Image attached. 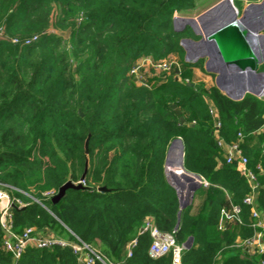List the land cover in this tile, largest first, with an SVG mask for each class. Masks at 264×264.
Listing matches in <instances>:
<instances>
[{
	"label": "trees",
	"instance_id": "obj_1",
	"mask_svg": "<svg viewBox=\"0 0 264 264\" xmlns=\"http://www.w3.org/2000/svg\"><path fill=\"white\" fill-rule=\"evenodd\" d=\"M259 1L235 4L242 12L244 2ZM196 6V0H0V187L28 202L13 210L15 232L60 227L73 238L68 228L111 264H173L170 254L149 256L152 237L141 228L150 221L175 231L180 244L193 237L182 264H260L236 241L254 234L252 205L244 199L254 194L264 211V97L248 92L235 100L196 82L202 60L186 61L181 41L199 36L174 24L178 13ZM174 53L180 63L169 76L150 81L131 73L141 58L161 63ZM239 133L256 188L226 163L219 144L238 141ZM179 137L186 170L208 182L184 209L164 171ZM86 164L82 187L56 202L45 199V191L56 194L68 180L78 181ZM231 204L241 208L242 223L218 228L222 208ZM4 237L0 225V264H79L61 246L29 247L14 260Z\"/></svg>",
	"mask_w": 264,
	"mask_h": 264
},
{
	"label": "water",
	"instance_id": "obj_2",
	"mask_svg": "<svg viewBox=\"0 0 264 264\" xmlns=\"http://www.w3.org/2000/svg\"><path fill=\"white\" fill-rule=\"evenodd\" d=\"M199 19L204 32L196 27ZM175 29L180 31L190 26L199 39L185 38L181 44L186 50L185 59L194 62L199 58L208 57L206 68L217 73L216 84L228 96L240 100L246 93L264 96V0L249 3L240 16L236 15L235 8L228 0H222L198 17H175ZM180 24V26H178ZM205 46L210 50L204 51ZM179 74V69H176ZM178 78V76L176 77ZM176 115L181 124L185 123L182 111L173 104ZM89 138L85 143V151L88 149ZM88 164V162H87ZM85 172L81 179H84ZM166 171L172 184L179 190L180 206L184 209L190 204L194 192L202 185V176L186 170L184 166V144L179 137L174 139L166 154ZM241 169V168H240ZM82 183L76 184L72 180L65 182L53 196V202L58 201L69 188H80ZM105 186L99 190H106ZM180 219L178 220L177 227ZM142 229V228H141ZM193 237L186 242V248L191 247Z\"/></svg>",
	"mask_w": 264,
	"mask_h": 264
},
{
	"label": "built area",
	"instance_id": "obj_3",
	"mask_svg": "<svg viewBox=\"0 0 264 264\" xmlns=\"http://www.w3.org/2000/svg\"><path fill=\"white\" fill-rule=\"evenodd\" d=\"M233 6V4H232ZM234 7V6H233ZM235 8V7H234ZM236 10V8H235ZM237 11V10H236ZM38 38L37 35L25 40V43H31ZM17 39H14L16 42ZM162 63V62H161ZM159 63V65L161 64ZM164 69H169L167 63H163ZM138 76L136 69L131 70ZM213 111V108H211ZM216 127H220V122L216 123ZM243 135L239 133V140L230 144H226L220 140L219 144L223 147L225 152V161L229 165L236 164L240 174L248 177L253 187L258 186L257 176L247 166L248 158L244 155L240 145ZM241 168V169H240ZM257 168L263 171V167L258 164ZM202 184L208 185L205 179H202ZM55 195L53 190L44 192L45 199H49ZM39 202L44 208L48 209L47 205L41 200L33 198ZM255 195L251 194L244 199L246 204L252 205L253 222L251 226L254 229L252 237L245 239L237 246H244L246 249L252 248L258 254H264V219L262 213L254 205ZM28 204L21 198L15 196L11 191L0 187V225L4 232L3 246L4 250L11 253L14 260L22 257L24 252L29 247L34 248H49L53 246L68 247L77 256L79 264H111L106 261L101 255L94 251L88 244L79 239L75 234L67 228L71 237H62L50 229H42L36 231L34 227H27L22 232H15L13 229V210L14 208H21ZM241 208L238 205L231 204L229 207H224L221 210L218 228H223L226 222L242 223L240 219ZM149 231L152 242L150 244L148 254L152 258H158L167 254L172 256L173 264H182L183 252L187 249L185 244L177 242L175 231L167 232L159 229L150 221H146L141 229V232ZM138 239H132L126 247L125 255L130 257L133 255V249L137 245ZM264 264V257L260 260Z\"/></svg>",
	"mask_w": 264,
	"mask_h": 264
},
{
	"label": "rangeland",
	"instance_id": "obj_4",
	"mask_svg": "<svg viewBox=\"0 0 264 264\" xmlns=\"http://www.w3.org/2000/svg\"><path fill=\"white\" fill-rule=\"evenodd\" d=\"M221 1L222 0H196V5L197 6H196L195 9H191V10H189L187 12H184V13H178L176 16L177 17L182 16V17H195L196 18V17H198L199 15L203 14L204 12H206L207 10H209L210 8H212L213 6H215L216 4H218ZM230 1L233 4V6L236 8L237 15L240 16V14L242 12L240 10L239 5L237 6L235 4V0H230ZM240 6L242 7V5H240ZM245 7H246V2L243 3V9ZM178 26H180V24H178ZM262 29H264V26L262 27ZM262 33H264V30L262 31ZM64 35L67 37L69 35V32L65 31ZM200 59L202 60V66L203 67H201V68L200 67H196L194 69L196 82L197 83H202V84H204V86L206 88H209L211 83L212 84H216L217 73L210 72L206 68V63H207L208 57H203V58H200ZM165 62L167 63V67H169V69H164V67L162 66V64L165 63ZM178 63H180V56H179L178 53L171 54L169 56V58L167 60L162 61V63L160 65H159L158 62L153 61V59L151 57H144V58H141L140 60H138V62L131 68V70L136 69L139 78L141 77V78H144L145 80L152 81L154 79V76H159V74H166L168 76L171 75L172 69ZM175 76H179V74H176ZM207 80H208V82H207ZM164 171H165V174L167 176V171H166V165L165 164H164ZM167 178H168V176H167ZM168 179L171 182V178L169 177ZM75 183L76 184H78V183L85 184V180L80 178L78 181H75ZM1 188H3V187H1ZM192 199L193 198H191L190 201ZM31 227H34V229L36 231L39 230V228H37L36 226H31ZM54 227H56V226H54ZM54 233H56V234H58V235H60L62 237H67V234H66L65 230H63L60 227H57V229H56V231Z\"/></svg>",
	"mask_w": 264,
	"mask_h": 264
},
{
	"label": "crops",
	"instance_id": "obj_5",
	"mask_svg": "<svg viewBox=\"0 0 264 264\" xmlns=\"http://www.w3.org/2000/svg\"><path fill=\"white\" fill-rule=\"evenodd\" d=\"M248 4H246V6H247ZM200 59V58H199ZM197 61H198V59H197ZM195 62V61H194ZM211 72V71H210ZM214 73V72H213ZM207 82H208V80H207ZM213 85H216L217 86V84H210V87L211 86H213ZM219 88V87H218ZM220 89V88H219ZM221 90V89H220ZM222 91V90H221ZM224 92V91H223ZM226 94V93H225ZM258 97H260V96H258ZM262 97H264V96H262ZM211 107H213V106H211ZM203 178V177H202ZM204 179V178H203ZM260 212L262 213V217H263V219H264V211H261L260 210ZM233 223V222H232ZM235 223V222H234ZM253 228V227H252ZM252 237V236H251ZM246 239H248V238H246ZM245 239H241V238H237V241H236V245H238V244H240V243H242L243 241H244ZM237 247H242V248H245L244 246H237ZM247 251H248V254H249V256H251V257H253V259H256V258H258V256H260V260H261V258L262 257H264V254L262 255V254H258V253H256V250H254V249H252V248H249V249H247ZM260 263V262H259ZM261 264V263H260Z\"/></svg>",
	"mask_w": 264,
	"mask_h": 264
},
{
	"label": "bare ground",
	"instance_id": "obj_6",
	"mask_svg": "<svg viewBox=\"0 0 264 264\" xmlns=\"http://www.w3.org/2000/svg\"><path fill=\"white\" fill-rule=\"evenodd\" d=\"M228 1L231 2L230 0H228ZM235 12H236V15H237V11H236V10H235ZM200 24H201L200 20L197 19V20H196V27L201 28V29H204V28L201 27ZM263 26H264V24H263ZM199 31L202 32L203 30H199ZM203 32H204V31H203ZM204 51H205L206 54H209V53H210V50L208 49L207 46H205ZM179 192H180V193L182 192V190H181L180 188H179Z\"/></svg>",
	"mask_w": 264,
	"mask_h": 264
},
{
	"label": "flooded vegetation",
	"instance_id": "obj_7",
	"mask_svg": "<svg viewBox=\"0 0 264 264\" xmlns=\"http://www.w3.org/2000/svg\"><path fill=\"white\" fill-rule=\"evenodd\" d=\"M201 25V27L203 28V25H202V23L200 24ZM198 28V27H197ZM199 30H203L204 31V29H201V28H198Z\"/></svg>",
	"mask_w": 264,
	"mask_h": 264
}]
</instances>
